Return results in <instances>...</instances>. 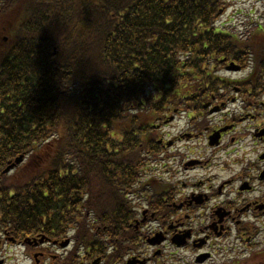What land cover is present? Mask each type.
<instances>
[{
	"label": "trees",
	"instance_id": "1",
	"mask_svg": "<svg viewBox=\"0 0 264 264\" xmlns=\"http://www.w3.org/2000/svg\"><path fill=\"white\" fill-rule=\"evenodd\" d=\"M223 1L0 0V173L25 156L0 174V231L125 250L154 122L193 107L211 62L242 55L214 26Z\"/></svg>",
	"mask_w": 264,
	"mask_h": 264
},
{
	"label": "flooded vegetation",
	"instance_id": "2",
	"mask_svg": "<svg viewBox=\"0 0 264 264\" xmlns=\"http://www.w3.org/2000/svg\"><path fill=\"white\" fill-rule=\"evenodd\" d=\"M4 38L0 34V48ZM258 42L243 39L245 47L256 44V54L231 60L238 72H227L223 65L228 75L209 71L207 78H198L193 109L162 122V130L175 132L166 144L158 142L160 151L166 159L173 154L172 166L181 170L151 180L155 192L145 196L147 211L125 229L140 236L145 249L135 253L130 244L126 256L112 264H181L166 252L185 237L183 249L196 251L191 264H200V255L205 264H264V33ZM184 176L189 182L182 181ZM135 223L138 228L131 230ZM157 234L162 242L152 245ZM34 239L24 242L3 233L0 264H71L73 244L63 247L55 237L42 244ZM74 255L79 256L76 264H111L84 247Z\"/></svg>",
	"mask_w": 264,
	"mask_h": 264
},
{
	"label": "rangeland",
	"instance_id": "3",
	"mask_svg": "<svg viewBox=\"0 0 264 264\" xmlns=\"http://www.w3.org/2000/svg\"><path fill=\"white\" fill-rule=\"evenodd\" d=\"M216 27L221 28L226 32L242 34V39L250 37V39L256 41L260 39V35L264 32L257 31V26L264 28V0H235L232 6L226 9L225 14L216 23ZM225 74V73H224ZM228 75V74H225ZM244 75L239 74L236 77H242ZM171 133L175 131L169 130ZM186 178L184 176V180ZM186 182H189L187 179ZM181 256L184 259V263L189 260V263L193 261V253L191 251L178 252L177 256ZM183 263V264H184Z\"/></svg>",
	"mask_w": 264,
	"mask_h": 264
},
{
	"label": "water",
	"instance_id": "4",
	"mask_svg": "<svg viewBox=\"0 0 264 264\" xmlns=\"http://www.w3.org/2000/svg\"><path fill=\"white\" fill-rule=\"evenodd\" d=\"M230 69H232V68H230ZM22 160H23V156H20V157H18L17 159H15L14 163H13V164H10V165L5 169L4 173L9 172V171H10L11 169H13L16 165H19V164L22 162ZM66 243H68V241H66ZM182 243H183V242H182L181 240L175 242L176 245H182Z\"/></svg>",
	"mask_w": 264,
	"mask_h": 264
}]
</instances>
